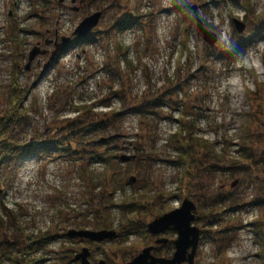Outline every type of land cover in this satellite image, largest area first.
I'll return each mask as SVG.
<instances>
[{"label": "rangeland", "instance_id": "rangeland-1", "mask_svg": "<svg viewBox=\"0 0 264 264\" xmlns=\"http://www.w3.org/2000/svg\"><path fill=\"white\" fill-rule=\"evenodd\" d=\"M96 11L85 35L73 32ZM61 36L69 43L43 68ZM188 73L184 89L170 91L173 75ZM12 80L22 114L7 134L39 149L0 169V256L80 264L74 256L87 247L89 264H126L155 245V256L170 257L175 229L152 234L147 224L187 198L199 228L192 264H264V0H0V115L13 111ZM139 101L143 113L113 115ZM97 117L114 119L105 134L89 128ZM180 118L205 141L185 169L168 140ZM72 119L79 144L64 137ZM106 133L115 142L98 143ZM90 144L111 153L107 165L87 159ZM71 228L115 234L91 241Z\"/></svg>", "mask_w": 264, "mask_h": 264}, {"label": "trees", "instance_id": "trees-1", "mask_svg": "<svg viewBox=\"0 0 264 264\" xmlns=\"http://www.w3.org/2000/svg\"><path fill=\"white\" fill-rule=\"evenodd\" d=\"M123 59L125 62L127 61V63H128L129 60L127 58L124 57ZM203 65L204 64H202V66ZM109 70H110L111 76H113L114 72H116V70H114L111 67L109 68ZM191 76L192 75L190 73H188L187 77L185 76L184 79L180 80L179 78H176L175 75H173V81H170L171 83L168 84L170 91H172L173 89H176V88L179 91L184 89V84H186V82L191 78ZM12 81L13 82H12L11 87H10V90H11L10 91V95H11L10 100H11V103L13 105V111L11 112V114H7V113L4 114L5 116L0 115V169H1L3 164L15 162L17 160V158L20 157V155H25V154L33 151L34 149H39V143L38 144L33 143L30 140L17 142V141L13 140V137L11 135L7 134V127L9 126L8 131H11L10 128L17 122V119L22 114L21 108H19L20 107L19 105L21 102L19 103V101L16 100L17 96L15 95V93H18V91H20V84H18V82H15L14 80H12ZM120 97L122 98L123 103L127 100L126 96L124 97L123 94ZM15 100H16V102H15ZM150 101H153L154 106H158L159 104L163 105V103L161 101H158L157 94H154L153 96H151ZM178 102H179V104H181V100H179ZM135 103H137L136 105L138 107L129 105V108L126 106L125 108L120 109V111H114L113 115L114 114H116V115L117 114H124V113H126L127 109H136V108H138V110L136 109L137 111H139L138 113H143L142 112V110H143L142 105H140L142 103V101L135 102ZM153 103H151V104H153ZM174 103H175V106H178L176 101H174ZM123 106H124V104H123ZM15 109H16L17 113L15 112ZM179 111H181V109H179ZM154 112L158 113L159 110L155 109ZM181 114H184V113L181 112ZM93 120H91V123L89 124V128H92L95 131L100 130L101 133L104 132V134H105L106 127H107V126L105 127V125L110 126L111 124H113L114 119L112 120L109 117H106V118L97 117L94 121ZM180 120L183 121L184 123H187V124H184V123L182 124V122H181V124H180L181 129L179 131H177L176 133L170 134V136L168 137V140L170 141L171 146L176 153V156L172 160V162L175 165L180 166L181 168L185 169L190 164L189 161L192 159V153L194 152V148L200 147L201 143H205V141H203V139L200 137H196V138L194 137V135H195L194 131L195 130L193 129L194 128L193 124L189 125L188 124L189 122L187 119L182 120L180 118ZM69 121L72 122V121H74V119L68 120V122L62 126V128H64V130L67 129V132L64 135V137L66 139H68L67 142L68 141L71 142V139H73V138L75 139V142H77L78 144H79V142H83V140L81 138V135H82L81 133H83V131L80 132L78 128H75V127H77V124L69 123ZM92 123H94V125H91ZM116 136H117L116 134L102 135L101 138L97 139V142L98 143H100V142L101 143H105V142H108V143L112 142L113 143L116 140V138H115ZM114 145H116V144H114ZM90 146H91V144H90ZM240 147H242V149H244L243 145H241ZM91 148H92V150H90L88 152L87 159L89 161L90 160L102 161V162H104L105 165H107L106 162L108 161L109 157L111 156V153L107 154L105 151H101L102 148H98V147H92L91 146ZM113 158L117 159L116 154H114ZM89 161H87V163ZM109 164L111 165V168H113V164L111 162H109ZM119 174L120 173L118 171H115V172L113 171L112 175H113L114 179H112L111 181L118 180L120 177ZM117 176H118V179H117ZM119 206L125 210L124 211L125 215H127L128 210L125 209V207L126 208L130 207L131 203L127 204L124 201ZM4 209H6V208L4 207ZM129 210H131V209L129 208ZM5 217H8L6 213H5ZM12 252H13V250H10V252L7 253L6 256H0V264H2L3 261H6L7 259L10 260V264H27L28 257L30 254L23 256V257H20L19 255L11 256Z\"/></svg>", "mask_w": 264, "mask_h": 264}, {"label": "water", "instance_id": "water-1", "mask_svg": "<svg viewBox=\"0 0 264 264\" xmlns=\"http://www.w3.org/2000/svg\"><path fill=\"white\" fill-rule=\"evenodd\" d=\"M192 9L194 11L196 27L198 31L202 33L203 39L209 44L214 43L216 40L215 34L203 26L201 19L195 12L194 5L192 6ZM99 15L100 12L96 11L93 14L85 16L80 20L73 32L80 36L85 35L97 23ZM233 23L238 32L243 31L245 24L241 20L233 18ZM69 40V36H61L60 41L55 42V48L51 51L48 60L43 65V68H46L49 65L50 61L59 53V51H61V49L69 43ZM37 49V47H34L30 50L28 54L27 67L35 53L38 51ZM40 52L42 53L43 50ZM120 158L125 161L128 160L130 156L122 155ZM194 209L195 204L191 200L184 198L180 206L166 211L148 222L147 228L152 234L162 232L171 226L175 229L177 235L173 240L174 251L170 257L154 256L149 252L152 247L148 246L143 248L140 253H138L126 264H181L183 261H187V264H192L199 239V228L192 223V220L195 217L193 213ZM66 234L69 236L86 237L91 241H101L103 239L113 237L115 231L109 229L93 230L71 228L66 231ZM165 240V238H160L157 239L156 242H164ZM88 253L89 251L87 247H83L80 252L75 254L74 258L79 259L80 264H89L87 259Z\"/></svg>", "mask_w": 264, "mask_h": 264}, {"label": "flooded vegetation", "instance_id": "flooded-vegetation-1", "mask_svg": "<svg viewBox=\"0 0 264 264\" xmlns=\"http://www.w3.org/2000/svg\"><path fill=\"white\" fill-rule=\"evenodd\" d=\"M155 243H159V242H156V240H155ZM163 244V245H165V244H168L169 243V241H168V238L164 241V242H160V244ZM155 250V245H152V250H151V253H152V255H154L155 256V254H154V251ZM164 257H166V256H164Z\"/></svg>", "mask_w": 264, "mask_h": 264}, {"label": "bare ground", "instance_id": "bare-ground-1", "mask_svg": "<svg viewBox=\"0 0 264 264\" xmlns=\"http://www.w3.org/2000/svg\"><path fill=\"white\" fill-rule=\"evenodd\" d=\"M165 231V230H164ZM163 232V231H162Z\"/></svg>", "mask_w": 264, "mask_h": 264}]
</instances>
